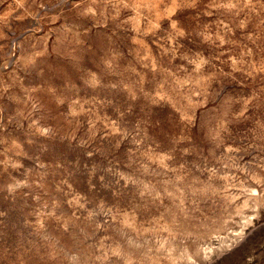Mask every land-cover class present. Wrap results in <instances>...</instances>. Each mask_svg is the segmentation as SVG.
<instances>
[{"label": "rangeland", "instance_id": "1", "mask_svg": "<svg viewBox=\"0 0 264 264\" xmlns=\"http://www.w3.org/2000/svg\"><path fill=\"white\" fill-rule=\"evenodd\" d=\"M0 264H264V0H0Z\"/></svg>", "mask_w": 264, "mask_h": 264}]
</instances>
